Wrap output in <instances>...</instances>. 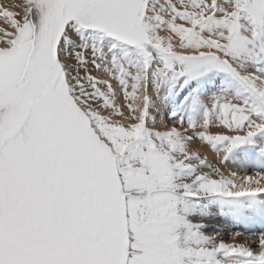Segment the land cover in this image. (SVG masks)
<instances>
[{"label":"snow or ice","instance_id":"1","mask_svg":"<svg viewBox=\"0 0 264 264\" xmlns=\"http://www.w3.org/2000/svg\"><path fill=\"white\" fill-rule=\"evenodd\" d=\"M262 180L264 0L0 5V264H264Z\"/></svg>","mask_w":264,"mask_h":264},{"label":"bare ground","instance_id":"2","mask_svg":"<svg viewBox=\"0 0 264 264\" xmlns=\"http://www.w3.org/2000/svg\"><path fill=\"white\" fill-rule=\"evenodd\" d=\"M11 2L9 0H0V5H8ZM93 74L95 75L96 73L93 72ZM115 86V85H114ZM155 111V109H153V112ZM155 113V112H154ZM157 119V126H160L162 120L165 123H170V121L165 120L164 117L157 115L156 117ZM191 147L194 150H199L201 152L202 155L207 156V158L213 163H216V159L214 157V154L207 149L206 147H201L199 141H194L193 144L191 145ZM223 170L225 171V173H227V171L229 169L237 171L241 176L243 175H251V176H255L257 169L252 168V167H248V166H241V164L239 162H234V161H229L226 165L222 166ZM203 171H208V169H203ZM262 184H264V180L261 181ZM210 227L207 228L205 231L207 234H209V232L213 233H218L219 236H226L228 235V243H240V244H244L247 243L250 246V243L247 240H242V238L244 239H249L251 241H253L255 239V236H253V234H257L259 233V231L264 230V228H261V226L259 224L257 225H234L233 223H231L228 220H225L222 217L216 216L213 219H210L208 221H206ZM243 229H247V231L249 232H240ZM235 232H239L240 235L237 236L234 240L232 239L231 234L235 233ZM210 234V235H211ZM252 237L251 239L249 237ZM225 239V237H224ZM256 244V243H252ZM258 250V247L256 249Z\"/></svg>","mask_w":264,"mask_h":264},{"label":"rangeland","instance_id":"3","mask_svg":"<svg viewBox=\"0 0 264 264\" xmlns=\"http://www.w3.org/2000/svg\"><path fill=\"white\" fill-rule=\"evenodd\" d=\"M12 4H15V3H19L20 2V0H9ZM10 10H12V9H10ZM155 112V111H154ZM157 120V119H156ZM241 230V229H240ZM249 232V231H247V229H242L240 232ZM260 232V231H259ZM212 232H209V235L211 234ZM258 234V233H257ZM219 237H222L223 239H224V237H225V242H228V235H226V236H219ZM242 240H247L249 243H250V247H252L253 249H256L257 247H258V245L257 244H253L252 245V243H253V241H251V240H249V239H244V238H242Z\"/></svg>","mask_w":264,"mask_h":264}]
</instances>
